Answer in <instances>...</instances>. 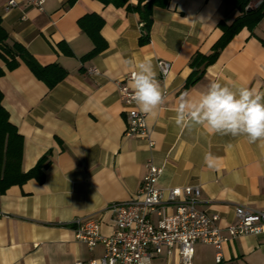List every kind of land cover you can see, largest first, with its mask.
Returning <instances> with one entry per match:
<instances>
[{"label":"crops","instance_id":"crops-1","mask_svg":"<svg viewBox=\"0 0 264 264\" xmlns=\"http://www.w3.org/2000/svg\"><path fill=\"white\" fill-rule=\"evenodd\" d=\"M8 1L0 0L8 45L22 46L39 66L57 64L66 77L49 90L19 59L11 71L0 59L1 106L22 137L21 171L45 159L42 179H29L0 195V264L100 259L103 246L88 252L75 240L73 222L97 219L100 233L110 235L109 206L134 197L149 161L163 169L157 188H199L197 209L216 215L221 229L235 223L236 207L264 212V142L214 135L200 126L180 128L174 122L180 97L188 93L195 98L213 81L264 91V20L251 32L236 34L200 80L186 88L192 58L209 54L222 36L219 23L230 25L238 16L223 0H168L154 7L144 45L139 44V15L125 8L95 0H76L71 6L69 0H44L39 11L21 0L10 8ZM258 4L253 1L249 8ZM90 15L102 19L99 36L106 44L92 57L94 45L78 25ZM145 57L156 66L166 97L156 116L144 114L152 147L125 136V108L117 89L124 82L132 91L124 80L132 71L125 61ZM159 62L170 65L164 78ZM91 69L98 75L89 74ZM206 154L212 156L210 164ZM215 253L212 245L196 244L192 264H264V234L224 244L219 263ZM152 264H181L176 247L170 252L163 248Z\"/></svg>","mask_w":264,"mask_h":264},{"label":"built area","instance_id":"built-area-1","mask_svg":"<svg viewBox=\"0 0 264 264\" xmlns=\"http://www.w3.org/2000/svg\"><path fill=\"white\" fill-rule=\"evenodd\" d=\"M39 11L43 10L44 0H21ZM15 0H9L7 6L17 7ZM161 76L169 74L170 65L158 64ZM98 75L96 69L88 71ZM131 74L125 77L129 81ZM124 82L117 83V89L126 114V137H136L153 143L148 139L145 115L136 108L133 92ZM146 172L134 197L124 203L109 206L112 216V231L108 236L100 233L97 219H77L74 237L83 244L88 252L102 245L104 252L100 259L89 261L77 260L75 264H152L163 248L168 252L176 247L181 264H192L194 246L209 245L215 249V261L222 259L223 245L247 235L264 234V212L245 207H236L235 223L221 229L216 222V215H208L197 209L200 197L199 188L185 187L161 190L157 188L162 167L146 163ZM173 209L171 214L168 209Z\"/></svg>","mask_w":264,"mask_h":264},{"label":"trees","instance_id":"trees-1","mask_svg":"<svg viewBox=\"0 0 264 264\" xmlns=\"http://www.w3.org/2000/svg\"><path fill=\"white\" fill-rule=\"evenodd\" d=\"M76 0H69L71 6ZM104 6L113 5L117 8H125L128 12L137 13L142 23L143 36L139 40L140 45L149 41L150 28L152 26V10L157 6H165L168 0H136L135 6L129 4V0H95ZM232 10L238 13L235 20L227 25L223 22L218 27L222 36L215 43L207 55L196 54L190 63L192 70L186 88L194 85L204 75L207 67L214 64L220 52L226 47L231 39L243 29L250 32L264 20V0H258L255 9H250L251 2L256 0H223ZM80 29L90 38L94 49L88 55L92 57L99 54L106 47L101 38L100 29L103 21L96 15H90L79 20ZM8 34L2 28L0 18V59L8 71L18 66L17 59L26 65L31 73L49 90L53 89L66 77V71L57 64L46 67L39 66L34 58L19 44L8 45ZM264 46V40H260ZM4 72L0 69V77ZM2 94L0 93V195L4 194L12 186H20L32 178L42 179V170L45 167V159L42 158L37 165L27 173L21 171L22 160V137L17 133L14 126L8 121V114L1 106Z\"/></svg>","mask_w":264,"mask_h":264},{"label":"clouds","instance_id":"clouds-1","mask_svg":"<svg viewBox=\"0 0 264 264\" xmlns=\"http://www.w3.org/2000/svg\"><path fill=\"white\" fill-rule=\"evenodd\" d=\"M125 64L132 69L128 85L139 111L156 116L166 97L152 59H127ZM174 122L180 128L200 126L210 134L264 142V91L213 81L195 98L188 93L180 97ZM211 160L206 154L205 162Z\"/></svg>","mask_w":264,"mask_h":264}]
</instances>
